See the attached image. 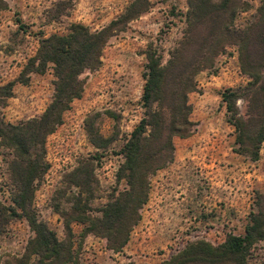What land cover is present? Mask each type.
<instances>
[{"label": "rangeland", "instance_id": "obj_1", "mask_svg": "<svg viewBox=\"0 0 264 264\" xmlns=\"http://www.w3.org/2000/svg\"><path fill=\"white\" fill-rule=\"evenodd\" d=\"M148 1L147 11L112 30L101 50L99 66L80 74L81 96L72 100L62 123L45 138L47 169L35 184L31 205L37 218L45 221L58 238H63L65 232L55 207L68 210L67 199L77 190L64 181L79 161L101 152L92 162L94 182L87 201L93 215H98L96 209L112 190L125 186L124 180L117 178L122 157L116 152L143 116L140 95L144 50L163 31L158 45L164 61L183 26L179 14L186 10V0ZM246 1L249 10L237 16V23L253 12L260 0ZM3 2L0 85L17 77L40 38L63 33L72 22L98 30L116 19L130 0ZM52 79L47 68L42 73H31L25 84L15 82L11 97L0 108L3 119L15 123L41 113L52 93ZM245 81L233 47L216 57L213 69L195 75L196 90L187 94L193 132L185 138L172 137V160L150 177L147 200L122 250L111 252L102 238L87 234L77 248L82 264H157L189 241L204 239L216 244L227 233H243L249 212L264 195V140L256 161L233 151L232 128L225 121L219 93ZM86 121H91L103 137L118 140L103 151L94 148L86 136ZM5 150L0 146V207L10 204ZM70 229L76 239L81 226L72 222ZM31 235L23 218L1 214L0 264H15ZM263 256V245L256 243L247 255L248 264L263 263Z\"/></svg>", "mask_w": 264, "mask_h": 264}, {"label": "trees", "instance_id": "obj_2", "mask_svg": "<svg viewBox=\"0 0 264 264\" xmlns=\"http://www.w3.org/2000/svg\"><path fill=\"white\" fill-rule=\"evenodd\" d=\"M149 6L148 0H130L116 19L98 30L72 22L65 32L40 38L17 77L0 85L1 108L11 97L15 82L25 84L31 73H42L47 68L53 77L50 99L37 116L10 123L0 113V146L6 149L11 181L10 204L0 207V215L23 218L32 232L15 264H82L77 248L87 234L102 238L111 252L122 250L147 200L150 177L172 160V137L185 138L193 132L187 94L196 90L195 75L213 69L216 57L229 47L235 49L239 71L246 81L224 88L219 93L220 103L225 121L232 128L233 151L250 161L258 159L264 140V0L242 23L236 19L249 10L246 0H186V10L179 14L183 26L167 51L168 57L163 61L158 45L163 31L144 50L140 95L143 116L116 152L122 157L117 178L123 179L125 186L108 194L96 209L98 215L91 213L87 201L94 182L92 162L101 156V152L95 153L79 161L64 181L77 190L67 199L69 211L55 207L65 236L58 238L45 221L37 218L31 203L35 184L47 169L45 138L62 123L72 100L81 96L80 74L99 66L101 50L112 30ZM4 7L0 0V9ZM84 126L88 141L96 149L103 151L118 140L103 137L91 121ZM72 222L81 226L76 239L70 229ZM256 243L263 245L264 253V195L249 212L242 234L227 233L216 244L204 239L189 241L157 264H248L247 255Z\"/></svg>", "mask_w": 264, "mask_h": 264}]
</instances>
